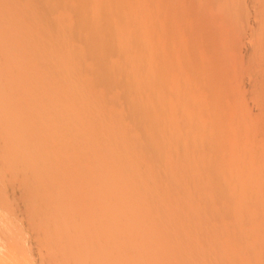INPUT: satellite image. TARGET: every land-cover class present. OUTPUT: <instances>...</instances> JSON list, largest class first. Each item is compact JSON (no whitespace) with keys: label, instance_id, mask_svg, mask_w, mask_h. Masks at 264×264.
I'll return each mask as SVG.
<instances>
[{"label":"rangeland","instance_id":"obj_1","mask_svg":"<svg viewBox=\"0 0 264 264\" xmlns=\"http://www.w3.org/2000/svg\"><path fill=\"white\" fill-rule=\"evenodd\" d=\"M0 5V264H264V0Z\"/></svg>","mask_w":264,"mask_h":264},{"label":"bare ground","instance_id":"obj_2","mask_svg":"<svg viewBox=\"0 0 264 264\" xmlns=\"http://www.w3.org/2000/svg\"><path fill=\"white\" fill-rule=\"evenodd\" d=\"M111 2H113V1H111ZM114 2H115V1H114ZM5 3H6V2H5ZM118 3H119V2H118ZM6 4H7V3H6ZM35 4H36V3H35ZM35 4H34V5H35ZM113 4H114V3H113ZM0 6H1V5H0ZM3 6H4V5H3ZM108 6H109V5H108ZM35 7H36V6H35ZM32 8H34V7H32ZM14 9H15V8H14ZM26 9H27V8H26ZM30 9H31V8H30ZM113 9H114V8H113ZM12 10H13V9H12ZM15 10H16V9H15ZM31 10H32V9H31ZM27 11H28V10H27ZM79 12H80V11H79ZM103 12H104V11H103ZM107 13H108V12H107ZM107 13H106V14H107ZM110 13H111V12H110ZM11 16H12V15H11ZM15 16H16V15H15ZM100 16H101V19H102V16H103V15L100 14ZM112 16H113V15H112ZM104 17H105V16H104ZM114 17H115V16H114ZM111 18H112V17H111ZM104 20H105V19H104ZM111 20H112V19H111ZM106 21H107V20H106ZM0 22H1V21H0ZM101 22H102V20H101ZM108 22H109V21H108ZM111 23H112V22H111ZM111 23H110V24H111ZM86 24H87V23H85L84 25H81V27H82V26L84 27ZM107 24H108V23H107ZM0 25H1V24H0ZM10 26H11V25H10ZM94 26H95V25H94ZM100 26H101V25H100ZM88 27H90V26L88 25ZM96 27H97V26H96ZM96 27H95V28H96ZM102 27H103V26H102ZM106 27H108V25H107ZM112 27H113V26H112ZM93 28H94V27H93ZM93 28H92V29H93ZM5 29H6V28H5ZM18 29H19V28H18ZM81 29H82V28H81ZM82 30H83V29H82ZM85 30H86V29H85ZM105 30H106V28H105ZM107 30H108V29H107ZM63 32H64V31H63ZM63 32H62V33H63ZM66 32H68V31H66ZM66 32H64V33L66 34ZM73 32H74V31H73ZM75 32H76V31H75ZM79 32H80V31H79ZM85 32H86V31H85ZM96 32H97V31H96ZM5 33H6V32H5ZM64 33H63V34H64ZM71 33H72V32H71ZM81 33H82V31H81ZM87 33H89V32H87ZM98 33H99V30H98ZM63 34H62V35H63ZM68 34H70V33H68ZM72 34H73V33H72ZM72 34H70V35L73 36ZM91 34H92V33H91ZM74 35H75V34H74ZM76 35H77V33H76ZM92 35H93V34H92ZM77 36H78V35H77ZM2 37H3V36H2ZM73 37H74V36H73ZM73 37H72V38H73ZM75 37H76V36H75ZM56 38H60V37H56ZM65 38H66V37H65ZM67 38H68V37H67ZM77 38H78V37H76V39H77ZM2 39H3V38H2ZM68 39H69V38H68ZM108 39H109V38H108ZM113 39H114V38H113ZM0 40H1V39H0ZM58 40H59V39H58ZM61 40H62V38H61ZM65 40H66V39H65ZM71 40H72V39H71ZM77 40H78V39H77ZM63 41H64V40H63ZM74 41H76V40H74ZM112 41H113V40H111L110 43H108V42H107V43L111 45V44H112ZM0 42H1V41H0ZM3 42H4V41H3ZM18 42H19V41H18ZM20 42H21V41H20ZM24 43H25V42H24ZM71 43H72V42H71ZM93 43H94V42H93ZM93 43H92V44H93ZM100 43H101V42H100ZM103 43H104V42H103ZM105 43H106V41H105ZM107 43H106V44H107ZM21 44H22V43H21ZM85 44H87V43H85ZM88 44H89V43H88ZM88 44H87V45H88ZM101 44H102V43H101ZM106 44H105V46H107V47L110 46V45H106ZM2 45H3V44H2ZM34 45H35V44H34ZM68 45H70V44L68 43ZM73 45H74V44H73ZM73 45H72V46H73ZM76 45H77V44H76ZM81 45H82V44H81ZM102 45H103V44H102ZM0 46H1V44H0ZM11 46H12V48H13V45H11ZM100 46H101V45H100ZM1 47H2V46H1ZM4 47H5V46H4ZM88 47H89V46H88ZM91 47H92V46H91ZM110 47H111V46H110ZM2 48H3V47H2ZM6 48H7V47H6ZM20 48H21V46H20ZM35 48H36V47H35ZM94 48H95V47H94ZM100 48H101V47H100ZM103 48L106 49V47H103ZM111 48H112V47H111ZM113 48H114V49H113ZM113 48L111 49V51H113V50L115 51V50H116L115 47H113ZM116 48H117V47H116ZM17 49H18V48H17ZM23 49H24V48H23ZM9 50H10V49H9ZM61 50H62V49H61ZM91 50H92V49H91ZM96 50H97V49H96ZM96 50L93 51V52H94L93 54H95V53H97L98 51H100L99 48H98L97 51H96ZM117 50H118V49H117ZM2 51H3V50H2ZM95 51H96V52H95ZM111 51H110V52H111ZM9 52H10V51H9ZM20 52H21V54H22V51H20ZM20 52H19V53H20ZM24 52H25V51H24ZM72 52H73V51H72ZM0 53H2V52H0ZM5 53H6V52H5ZM15 53H16V52H15ZM29 53H30V52H29ZM17 54H18V53H17ZM71 54H73V53H71ZM5 55H6V54H5ZM74 55H75V54H74ZM84 55H85V54H84ZM96 55H97V54H96ZM109 56H110V55H109ZM0 57H1V55H0ZM93 57H94V56H93ZM25 58H26V57H25ZM74 58H75V57H74ZM82 58H83V57H82ZM87 58H88V57H87ZM97 58H98V57H97ZM136 58H137V57H136ZM94 59H96V58H94ZM13 60H14V59H13ZM71 60H72V59H71ZM86 60H87V59H86ZM65 61H66V60H65ZM81 61H82V60H81ZM109 61H110V60H108V62H109ZM67 63H68V62H67ZM260 64H261V63H260ZM128 65H129V64H128ZM108 68H109V67H108ZM220 70H221V69H220ZM148 75H149V74H148ZM141 78H142V77H141ZM139 80H140V79H139ZM10 83H12V82H10ZM0 87H1V85H0ZM1 88H2V87H1ZM1 88H0V90H1ZM9 88H10V86H9ZM129 89H130V88H129ZM3 91H6V90H3ZM0 92H1V91H0ZM249 92H250V91H249ZM19 93H20V92H19ZM0 94H3V95H4V93H2V92H1ZM5 94H7V93L5 92ZM8 94H9V93H8ZM10 94H11V93H10ZM10 94H9V95H10ZM16 95H17V94H16ZM1 96H2V95H0V98H1ZM5 96H6V95H5ZM5 96H4V97L2 96V97H3L2 100L6 99V97H8V96H6V97H5ZM19 96H20V95H19ZM11 98H12V97H11ZM9 99H10V98H9ZM2 100H0V104H1V105H0V106H1L0 111L2 110V107H3V108H6V107H7V106H4L5 104H8V103L6 102V100H8V99H6L5 102L2 101ZM1 101L4 102L5 104L3 105V103H2ZM16 101H17V100H16ZM13 102H14V101H13ZM10 103H12V102L9 101V104H10ZM14 103H16V102H14ZM262 103H263V102H262ZM9 104H8V105H9ZM2 105H3V106H2ZM14 105H15V104H14ZM74 105H75V104H74ZM88 105H89V104H88ZM11 106H12V105H11ZM11 106H10V107H11ZM10 107H7V108H10ZM12 108H14V107H12ZM100 109H101V108H100ZM215 109H216V108H215ZM3 110L5 111L6 109H3ZM7 110H9V112H13V111H11L10 109H7ZM7 110H6V111H7ZM13 110H15V108H14ZM4 111H3V112L1 111L0 113H4ZM217 111H218V110H217ZM9 112H6V113H4V114H5V115L7 114L9 117H11V118H10V121H9V118H8L7 116H6V119L4 118L5 116L2 117L4 114H1V115H2L1 118H3L2 120L5 121V122L8 120L9 122H12V123H15V124H16L17 117L13 116L14 113L10 116V115H9ZM14 112H15V111H14ZM10 114H11V113H10ZM14 115H16V114H14ZM16 116H17V115H16ZM13 117H14L16 120H15ZM1 118H0V120H1ZM12 118L14 119V121H11ZM2 120H1V121H2ZM202 120H203V119H202ZM1 121H0V122H1ZM3 121H2V122H3ZM216 121H217V120H216ZM2 122H1V126L3 125V123H5V122H3V123H2ZM9 122H6L5 125L9 126V125H8ZM217 122H218V121H217ZM7 123H8V124H7ZM12 123H10V126H11V125L13 126ZM15 124H14V125H15ZM3 127H4V125H3ZM206 130H207V129H206ZM14 133H15V132H14ZM17 134H18V133H17ZM93 134H94V133H93ZM9 135H10V134H9ZM6 136H7V135H5V136H3V137H6ZM13 136H14V135L12 134L11 137H13ZM105 136H106V135H105ZM1 137H2V136H1ZM7 137H9V136H7ZM7 137L4 139L5 141L8 140ZM9 138H10V137H9ZM16 138H17V140L22 139V138L19 137V135L16 136ZM16 138L14 137V140H16ZM100 138H101V137H100ZM199 138H200V137H199ZM6 139H7V140H6ZM10 139H11V138H10ZM27 139H28V138H27ZM27 139H26L25 141H27ZM193 139H194V138H193ZM195 139H196V138H195ZM0 140L3 141L2 138H0ZM12 140H13V139H12ZM17 140H16V141H17ZM209 140H210V139H209ZM2 141H1V142H2ZM16 141H15V142H16ZM19 141H22V140H19ZM28 141H29V140H28ZM198 141H199V140H198ZM207 141H208V140H207ZM11 142H13V141H11ZM15 142H13V143H15ZM218 142H219V141H218ZM9 143H10V142H9ZM16 143H18V141H17ZM19 143L22 145L21 142H19ZM19 143L16 144V145L21 146V145H19ZM23 143H24V141H23ZM1 144H3V143H0V145H1ZM26 144H28V143L25 142V144H23V145H26ZM103 144H104V143H103ZM182 144H183V143H182ZM200 144H201V143H200ZM5 145H6V144H5ZM8 145H9V144H8ZM10 145H11V146L13 145V149H14V146H16L15 144H12V143H11ZM3 146H4V145H3ZM92 146H93V145H92ZM100 146H101V145H100ZM8 147H10V146H8ZM16 147H17V146H16ZM16 147H15V148H16ZM26 147H27V146H26ZM1 148H2V151H4V150H3V147H1ZM1 148H0V149H1ZM11 148H12V147H11ZM11 148H10V150H11ZM93 148H95V147H93ZM7 149H8V148H7ZM13 149H12V150H13ZM22 149H24V148H22ZM95 149H96V148H95ZM12 150H11V151H12ZM18 150H20V148H19V149L17 148V151H18ZM98 150H100V149H98ZM8 151H9V150H8ZM13 152H14V151H13ZM13 152H12V153H13ZM27 152H28V151H27ZM27 152H26V153H27ZM102 152H103V151H102ZM10 153H11V152H10ZM10 153H9V154H10ZM17 153H18V152H17ZM24 153H25V151H24ZM99 153H100V151H99ZM6 154H7V153H6V147H5V153H3L4 158H5V155H6ZM9 154H8V155H9ZM15 154H16V152H15ZM0 155H2V154L0 153ZM26 155H27V154H26ZM26 155H25V156H26ZM102 155H104V154H102ZM3 156H2V157H3ZM6 156H7V155H6ZM11 156H13V155H11ZM15 156H16V155H15ZM2 157H1V160H2ZM8 157H10V156H8ZM5 159L7 160V157H6ZM9 159H10V158H9ZM109 159H110V158H109ZM109 159H108V160H109ZM12 160H13V159H12ZM93 160H94V159H93ZM105 160H106V159H105ZM108 160H107V161H108ZM4 162H5V161H4ZM56 162H57V161H56ZM109 162H110V161H109ZM5 163H6V162H5ZM23 164L25 165L26 163H23ZM0 165H1V164H0ZM20 165H22V163H21ZM24 165H22V166L25 168V166H27V165H25V166H24ZM69 165H70V164H69ZM114 165H115V164H114ZM119 165H120V164H119ZM22 166H21V167H22ZM18 167H19V166L16 167V168H17V171H20V170H19L20 167H19V168H18ZM23 167L20 168V169L23 170ZM37 167H38V166H37ZM46 167H47V166H46ZM60 167H61V166H60ZM102 167H103V166H102ZM110 167H111V166H110ZM16 168H15V169H16ZM26 168H29V167H26ZM90 168H91V167H90ZM117 168H118V167H117ZM7 169H8V168H7ZM113 169H114V168H113ZM100 170H101V169H100ZM17 171H13V173H14V172H17ZM56 171H57V170H56ZM102 171H103V170H102ZM10 172H11V171H10ZM27 172H28V170H27ZM20 173H21V172H20ZM20 173H19V174H20ZM95 173H97V172H95ZM16 174L19 175L18 172H17ZM43 174H44V173H43ZM45 174H46V173H45ZM3 175H5V174H3ZM27 175H29V174H27ZM31 175H32V174H31ZM36 175H37V174H36ZM61 175H62V173H61ZM67 175H68V174H67ZM9 176H10V175H9ZM11 176H13V175H11ZM25 176H26V175H25ZM33 176H34V175H33ZM40 176H41V175H40ZM46 176H47V175H46ZM14 177H15V174H14V176L11 177V178H12L13 180H15ZM16 177H17V176H16ZM19 177H20V176H19ZM19 177H18V178H19ZM47 177H50V176H47ZM6 178H7V177H6ZM9 178H10V177H9ZM20 178H21V177H20ZM31 178H32V177H31ZM35 178H37V177H35ZM45 179L47 180L48 178L45 177ZM63 179H64V178H63ZM0 180H1V179H0ZM4 180H7V179H4ZM33 180H34V179H33ZM8 181H9V179H8ZM15 181H16V180H15ZM48 181H49V180H48ZM9 182H10V181H9ZM11 182H13V181H11ZM90 182H91V181H90ZM9 184H10V183H9ZM9 184L7 183V185H9ZM15 184H16V183H15ZM3 185H4V181H3ZM7 185L5 184V186H7ZM10 185H12V186H10ZM10 185H9V187H12V188H13L14 184H10ZM22 185H23V184H22ZM1 187L3 188L4 186H1ZM46 187H47V186H46ZM46 187L44 188V189H45V190H44V194H45V191H46ZM55 187H56V186H55ZM4 188H5V187H4ZM12 188H11V190H12ZM7 189H9V188L7 187ZM23 189H24V188H23ZM23 189H22L21 191H23ZM28 189H29V187H28ZM32 189H33V188H32ZM40 189H41V187H39V191H40V192H38V194L35 193V195H34V194H33V195H34V196H38L39 194L41 195V193H42L41 190H43V188H42L41 190H40ZM102 189H103V188H102ZM5 190H6V188H5ZM5 190H4V192H6ZM30 190H31V188H30ZM48 190L50 191L51 189L48 188ZM48 190H47V193H48ZM53 190H54V189H53ZM8 191H9V190H8ZM15 191H16V189H15ZM21 191H19V192H21ZM34 191H35V190H34ZM0 192H1V191H0ZM13 192H14V188H13ZM16 192H17V191H16ZM23 192H25V191H23ZM30 192H31V191H30ZM50 192H51V191H50ZM74 192H75V191H74ZM14 193H15V192H14ZM26 193H27V192H26ZM5 194H6V193H5ZM42 194H43V193H42ZM44 194L42 195V198H40V195H39V196L35 199V202H36V200L38 199V200H37L38 202H36L37 204H36V203L34 204V202H33V205H32V206L39 205L38 203L41 204V202H44V199H46L47 197H48V199H49L50 197H52V195H51V193H50V195H46L47 197L43 198V196H45ZM48 194H49V193H48ZM52 194H54V193H52ZM1 195H2V194H0V196H1ZM33 195H32V196H33ZM190 195H191V194H190ZM2 196H3V195H2ZM4 196H5V195H4ZM49 196H50V197H49ZM62 196H63V195H62ZM62 196H61V197H62ZM191 196H192V195H191ZM14 197H15V196H14ZM55 197H56V200L61 199L60 197H57V196H53L52 198H55ZM11 198H12V197H11ZM15 198H16V197H15ZM22 198H23V196H21V199H22ZM52 198L49 199V200H53V201H54V199H52ZM58 198H59V199H58ZM68 198H69V197H68ZM181 198H182V197H181ZM0 199H1V198H0ZM39 199H40L41 202L39 201ZM42 199H43V201H42ZM69 199H70V198H69ZM71 199H72V198H71ZM98 199H99V198H98ZM7 200H8V199H7ZM32 200H33V199H32ZM56 200H55V201H56ZM183 200H184V199H183ZM2 201H4V200H1V201H0V204L3 203ZM5 201H6V200H5ZM5 201H4V202H5ZM21 201H22V200H21ZM53 201H52V202H53ZM55 201H54V202H55ZM7 203H8L7 201H6L5 203H3V204H5V206H4V205H3V206L6 207V206H7ZM25 203H26V205H27V202H26V201H25ZM30 203H31V201H30ZM46 203H47V202H46ZM10 204H11V203H10ZM10 204H8V205H10ZM55 204H56V202H55ZM55 204L53 205V207H55ZM57 204H58V202H57ZM57 204H56V208L58 207ZM26 205H25L24 207H28V206H26ZM63 205H64V204H63ZM83 205H84V204H83ZM1 206H2V204H1ZM3 206H2V207H3ZM41 206H42V205H41ZM51 206H52V205H50L48 208H46V209H45V212H46V211H50V209H52ZM10 207H11V205H10ZM13 207H14V206H13ZM18 207H19V206H17V208H18ZM36 207H37V206H36ZM8 208H9V206H8ZM44 208H45V207H44ZM49 208H50V209H49ZM56 208H55V209H56ZM5 209H7V208H4V209H3V208L0 207V210H1V211H2V210L4 211ZM9 209H10V208H9ZM26 209H27V208H26ZM32 209H33V210H34V209H35V210H36V209L38 210V207H37V208H33V207L30 208V206L28 207V211L31 210L30 213L32 212ZM48 209H49V210H48ZM58 209H60V208H58ZM12 210H13V208H12ZM37 210L35 211V213L38 212ZM42 210L44 211V209H42ZM53 210H54V208H53L51 211H53ZM3 211H2V212H3ZM40 211H41V209H40ZM40 211H39L38 215H39V214L42 215V214L44 213L43 211L40 213ZM7 212H8V211H7ZM13 212H14V211H13ZM26 212H27V210L25 211V213H26ZM186 212H187V211H186ZM18 213H19V212H18ZM27 213H28V212H27ZM33 213H34V211H33ZM35 213H34V214H35ZM46 213H47V212H46ZM0 214H1V212H0ZM31 214H32V213H31ZM36 214H37V213H36ZM183 214H184V212H183ZM23 215H24V213H23ZM28 216H29V215H28ZM31 216H32V215H31ZM1 217H2V216H1ZM1 217H0V221L2 220V222H3V219H2ZM3 218H4V215H3ZM27 218H28V217H27ZM43 218H44V217H43ZM21 219H22V218H21ZM61 219H62V218H61ZM18 220H19V219H18ZM18 220H16V221H18ZM36 220H37V218H36V219H33L32 221H30V223H32V222H34V221L36 222ZM62 220H63V219H62ZM7 221H8V220H7ZM10 221H11V220H10ZM20 221H21V220H20ZM63 221H64V220H63ZM24 222H25V221H24ZM26 222H27V221H26ZM35 222H34V224H37V222H36V223H35ZM57 222H58V221H57ZM59 222H60V221H59ZM61 222H62V221H61ZM3 223H4V222H3ZM8 223H9V222H8ZM16 224H17V223H16ZM60 224H61V223H60ZM48 226H49V225H48ZM50 226H51V225H50ZM21 228H22V227H21ZM36 231H37V230H36ZM11 234H12V232H11ZM10 237H12V236H10ZM10 242H11V241H10ZM76 246H77V245H76ZM11 247H12V246H11ZM0 248H1V247H0ZM4 248H5V247H4ZM19 248L21 249L20 246H19ZM7 249H8V248H7ZM7 249H6V250H7ZM31 249H32V248H31ZM38 249H39V248H38ZM96 249H97V248H96ZM2 250H4V249H1V252H2ZM47 251H48V250H47ZM13 252H14V251H13ZM24 252H25V251H24ZM120 252H121V251H120ZM11 253H12V252H11ZM11 253H10V254H11ZM14 254H15V253H14ZM38 254H40V253H37L36 256H39ZM114 254H115V253H114ZM114 254H113V255H114ZM119 254H120V253H119ZM129 254H130V253H129ZM3 255H4V254H3ZM11 255H12V254H11ZM115 255H116V254H115ZM24 256H25V255H24ZM27 256H28V255H27ZM29 256H30V254H29ZM33 256H34V255H33ZM93 256H94V255H93ZM109 256H110V255H109ZM142 256H143V255H142ZM146 256H147V255H146ZM111 257H112V256H111ZM111 257H110V258H111ZM153 257H154V256H153ZM16 258H17V257H16ZM23 258H24V257H23ZM27 258H28V257H27ZM27 258H26V259H27ZM29 258H30V257H29ZM39 258H40V257H39ZM49 258H50V257H49ZM59 258H61V257H59ZM105 258H107V256H106ZM13 259H14V258H13ZM13 259H12V260H13ZM12 260H11V261H12ZM27 260H28V259H27ZM29 260H30V259H29ZM46 260H47V259H46ZM137 260H138V259H137ZM9 261H10V260H9ZM13 261L15 262V260H13ZM17 261H18V259H17ZM38 261H39V260H38ZM41 261H42V260H41ZM44 261H45V260H44ZM59 261H60V260H59ZM30 262H31V261H30ZM54 262H55V261H54ZM101 262H102V261H101ZM12 263H13V262H9V264H12ZM15 263H16V262H15ZM15 263H14V264H15ZM25 263H26V262H25ZM46 263H48V262H46ZM5 264H6V263H5ZM7 264H8V262H7ZM16 264H17V263H16ZM18 264H19V263H18ZM28 264H29V263H28ZM40 264H41V263H40ZM43 264H44V263H43ZM70 264H71V263H70ZM164 264H165V263H164Z\"/></svg>","mask_w":264,"mask_h":264}]
</instances>
